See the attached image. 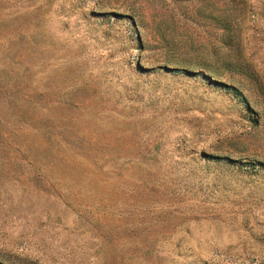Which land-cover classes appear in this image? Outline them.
Returning <instances> with one entry per match:
<instances>
[{
    "label": "rangeland",
    "instance_id": "rangeland-1",
    "mask_svg": "<svg viewBox=\"0 0 264 264\" xmlns=\"http://www.w3.org/2000/svg\"><path fill=\"white\" fill-rule=\"evenodd\" d=\"M0 264H264V0H0Z\"/></svg>",
    "mask_w": 264,
    "mask_h": 264
},
{
    "label": "trees",
    "instance_id": "trees-1",
    "mask_svg": "<svg viewBox=\"0 0 264 264\" xmlns=\"http://www.w3.org/2000/svg\"><path fill=\"white\" fill-rule=\"evenodd\" d=\"M146 250H149V249H146Z\"/></svg>",
    "mask_w": 264,
    "mask_h": 264
}]
</instances>
